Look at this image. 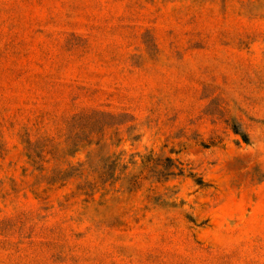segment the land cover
Returning a JSON list of instances; mask_svg holds the SVG:
<instances>
[{"label":"rangeland","instance_id":"1","mask_svg":"<svg viewBox=\"0 0 264 264\" xmlns=\"http://www.w3.org/2000/svg\"><path fill=\"white\" fill-rule=\"evenodd\" d=\"M0 264H264V0H0Z\"/></svg>","mask_w":264,"mask_h":264}]
</instances>
